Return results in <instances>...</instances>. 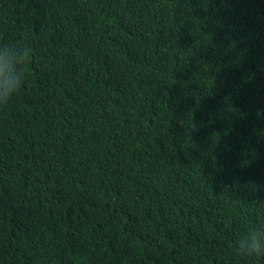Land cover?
Listing matches in <instances>:
<instances>
[{
  "label": "trees",
  "instance_id": "obj_1",
  "mask_svg": "<svg viewBox=\"0 0 264 264\" xmlns=\"http://www.w3.org/2000/svg\"><path fill=\"white\" fill-rule=\"evenodd\" d=\"M5 42L0 264H264V0H0Z\"/></svg>",
  "mask_w": 264,
  "mask_h": 264
},
{
  "label": "clouds",
  "instance_id": "obj_2",
  "mask_svg": "<svg viewBox=\"0 0 264 264\" xmlns=\"http://www.w3.org/2000/svg\"><path fill=\"white\" fill-rule=\"evenodd\" d=\"M33 49L26 43L0 44V106L7 105L18 95L27 78V67ZM234 252L241 258L264 260V222L237 234Z\"/></svg>",
  "mask_w": 264,
  "mask_h": 264
}]
</instances>
